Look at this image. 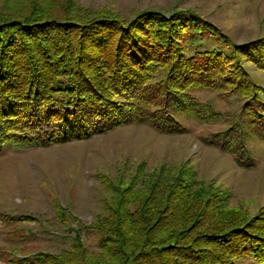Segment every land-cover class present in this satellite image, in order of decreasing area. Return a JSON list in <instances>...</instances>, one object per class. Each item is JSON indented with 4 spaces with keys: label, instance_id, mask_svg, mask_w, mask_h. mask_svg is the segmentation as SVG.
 <instances>
[{
    "label": "trees",
    "instance_id": "obj_1",
    "mask_svg": "<svg viewBox=\"0 0 264 264\" xmlns=\"http://www.w3.org/2000/svg\"><path fill=\"white\" fill-rule=\"evenodd\" d=\"M202 31L220 34L187 10L165 14L146 8L129 19L97 14L80 20L0 9V148L6 142L47 145L83 139L132 122L183 132L176 113L215 116L190 89H238L247 77L242 63L232 73L225 70L232 58L226 63L222 51H185L184 34ZM235 48L250 50L247 57L264 67V36ZM252 93L246 94L243 119L206 139L244 164L249 156L245 134L264 138V100ZM159 177L140 189H117L109 213L90 224L97 233V253L75 233L70 249L27 255L23 264H235L246 253L264 262L262 216L239 221L223 216L222 198L204 197L193 181L177 177L165 183ZM127 192L132 199L125 198ZM62 210L57 206L56 214Z\"/></svg>",
    "mask_w": 264,
    "mask_h": 264
},
{
    "label": "rangeland",
    "instance_id": "obj_2",
    "mask_svg": "<svg viewBox=\"0 0 264 264\" xmlns=\"http://www.w3.org/2000/svg\"><path fill=\"white\" fill-rule=\"evenodd\" d=\"M146 8L165 14L196 11L220 34L187 32L185 51H222L226 63L232 58L225 70L232 73L242 63L247 81L238 89L229 85L190 89L216 115L199 118L176 113L185 126L183 132L159 131L148 122H132L61 143H4L0 148V264H23L21 258L27 255L70 249L75 233L97 253V233L90 224L109 213L117 189L143 188L158 175L165 183L177 177L193 181L204 197L222 198L223 216L238 221L262 216L264 226V138L256 132L245 134L251 157H245L246 164L237 161L233 152L206 141L212 132L243 119L248 90L264 100V67L247 57L250 50L235 51L241 43L264 36V0H0V9L14 15L47 11L80 20L97 14L129 19ZM159 75L157 70L154 76ZM125 198L133 196L127 192ZM57 206L63 209L62 215L56 214ZM27 213L34 218H17ZM235 264L264 262L246 253Z\"/></svg>",
    "mask_w": 264,
    "mask_h": 264
}]
</instances>
